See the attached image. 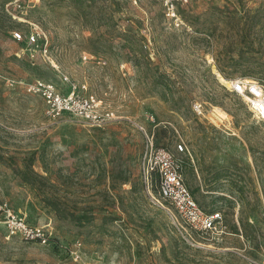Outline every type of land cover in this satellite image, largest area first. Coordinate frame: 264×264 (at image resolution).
Returning a JSON list of instances; mask_svg holds the SVG:
<instances>
[{
	"label": "rangeland",
	"instance_id": "rangeland-1",
	"mask_svg": "<svg viewBox=\"0 0 264 264\" xmlns=\"http://www.w3.org/2000/svg\"><path fill=\"white\" fill-rule=\"evenodd\" d=\"M182 15L177 29L158 0H0V204L50 235H11L0 210V264H264V122L219 76L264 80V0H191ZM34 26L51 46L32 62L13 31ZM64 75L116 119L49 118L6 81L67 88ZM158 149L219 231L162 197Z\"/></svg>",
	"mask_w": 264,
	"mask_h": 264
},
{
	"label": "built area",
	"instance_id": "built-area-1",
	"mask_svg": "<svg viewBox=\"0 0 264 264\" xmlns=\"http://www.w3.org/2000/svg\"><path fill=\"white\" fill-rule=\"evenodd\" d=\"M163 8L165 18L171 26L180 29L185 26L182 8L191 0H158ZM13 37L16 41L27 43L30 51L31 61L37 58V52L48 56L50 52V40L45 31L39 27H31L27 33L15 30ZM88 56H84L86 60ZM9 85L15 87L20 85L26 93L37 95L44 100L45 114L49 118L57 119L64 115L74 116L91 126L101 127L116 119L115 112L106 109L94 93H88L87 86L72 82L69 76L64 75L63 81L68 84L63 88L58 84L42 78L32 81L7 78ZM231 92L241 96L246 101L250 111L264 122V80L251 78H237L231 81L229 86ZM195 110L203 113L201 106L195 105ZM179 150L184 146L179 144ZM155 164H159L163 171L160 193L162 197L170 199L175 208L186 218L189 227L199 233H216L222 225L223 216L221 212H206L203 210L191 192L184 184V178L174 166L175 160L165 149L155 152ZM154 169V166H152ZM0 210L5 216V223L11 235H19L27 241H39L48 243L49 234L42 226L30 225L25 218L16 214L7 204H0ZM81 247L82 243H78ZM81 255L85 256L84 253ZM81 255H77L81 257Z\"/></svg>",
	"mask_w": 264,
	"mask_h": 264
},
{
	"label": "bare ground",
	"instance_id": "bare-ground-1",
	"mask_svg": "<svg viewBox=\"0 0 264 264\" xmlns=\"http://www.w3.org/2000/svg\"><path fill=\"white\" fill-rule=\"evenodd\" d=\"M219 76H220L221 80L224 81L225 83H227V84L231 83L230 81H227L222 75L219 74Z\"/></svg>",
	"mask_w": 264,
	"mask_h": 264
}]
</instances>
